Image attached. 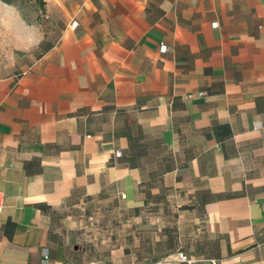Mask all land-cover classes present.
<instances>
[{
    "label": "crops",
    "instance_id": "1",
    "mask_svg": "<svg viewBox=\"0 0 264 264\" xmlns=\"http://www.w3.org/2000/svg\"><path fill=\"white\" fill-rule=\"evenodd\" d=\"M38 9L0 44V264H264V0Z\"/></svg>",
    "mask_w": 264,
    "mask_h": 264
},
{
    "label": "rangeland",
    "instance_id": "2",
    "mask_svg": "<svg viewBox=\"0 0 264 264\" xmlns=\"http://www.w3.org/2000/svg\"><path fill=\"white\" fill-rule=\"evenodd\" d=\"M7 1L0 0V44L6 49L26 43L23 27L32 26L41 17L35 0Z\"/></svg>",
    "mask_w": 264,
    "mask_h": 264
},
{
    "label": "built area",
    "instance_id": "3",
    "mask_svg": "<svg viewBox=\"0 0 264 264\" xmlns=\"http://www.w3.org/2000/svg\"><path fill=\"white\" fill-rule=\"evenodd\" d=\"M77 24H78L77 22H74L72 24V27H76ZM213 26L216 27L217 23L213 24ZM160 51L162 53H165L167 51V46L161 45ZM116 156H121V152H116ZM3 207H4V194L2 192H0V211H2ZM176 261L180 264H200L202 262L201 260H197V259L189 257L187 254H185L182 251H180L176 254ZM88 264H96V263L89 262ZM151 264H164V262L160 261V262L151 263ZM210 264H218V261L217 260H210Z\"/></svg>",
    "mask_w": 264,
    "mask_h": 264
},
{
    "label": "trees",
    "instance_id": "4",
    "mask_svg": "<svg viewBox=\"0 0 264 264\" xmlns=\"http://www.w3.org/2000/svg\"><path fill=\"white\" fill-rule=\"evenodd\" d=\"M7 1V0H6ZM39 6H43V0H35ZM9 2V1H7ZM10 3V2H9Z\"/></svg>",
    "mask_w": 264,
    "mask_h": 264
}]
</instances>
